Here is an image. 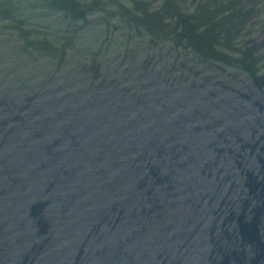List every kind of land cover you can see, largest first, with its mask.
<instances>
[{"label": "water", "instance_id": "water-1", "mask_svg": "<svg viewBox=\"0 0 264 264\" xmlns=\"http://www.w3.org/2000/svg\"><path fill=\"white\" fill-rule=\"evenodd\" d=\"M0 264H264V0H0Z\"/></svg>", "mask_w": 264, "mask_h": 264}]
</instances>
